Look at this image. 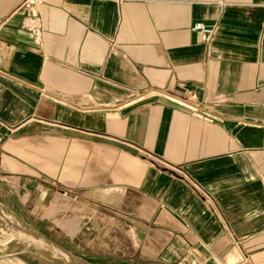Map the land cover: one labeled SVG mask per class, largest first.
Returning a JSON list of instances; mask_svg holds the SVG:
<instances>
[{"label": "crops", "instance_id": "0c3cea01", "mask_svg": "<svg viewBox=\"0 0 264 264\" xmlns=\"http://www.w3.org/2000/svg\"><path fill=\"white\" fill-rule=\"evenodd\" d=\"M23 1L0 183L42 230L82 264H264V0Z\"/></svg>", "mask_w": 264, "mask_h": 264}, {"label": "rangeland", "instance_id": "374dc122", "mask_svg": "<svg viewBox=\"0 0 264 264\" xmlns=\"http://www.w3.org/2000/svg\"><path fill=\"white\" fill-rule=\"evenodd\" d=\"M30 209L11 187L0 183V264H82L70 249L42 230L40 220L31 215ZM56 246L73 260L64 257Z\"/></svg>", "mask_w": 264, "mask_h": 264}, {"label": "built area", "instance_id": "2783aa9c", "mask_svg": "<svg viewBox=\"0 0 264 264\" xmlns=\"http://www.w3.org/2000/svg\"><path fill=\"white\" fill-rule=\"evenodd\" d=\"M39 0H24L20 7H31L38 3ZM192 29L194 31L201 32L202 40L205 44L210 45V42L216 32V26L214 24H207L202 21L194 23ZM16 127L0 119V145L5 140L9 139L14 133Z\"/></svg>", "mask_w": 264, "mask_h": 264}, {"label": "bare ground", "instance_id": "6f19581e", "mask_svg": "<svg viewBox=\"0 0 264 264\" xmlns=\"http://www.w3.org/2000/svg\"><path fill=\"white\" fill-rule=\"evenodd\" d=\"M56 249L58 252H60L64 257H66L68 260H73L72 256L66 252L64 249H62L61 247L59 246H56Z\"/></svg>", "mask_w": 264, "mask_h": 264}, {"label": "water", "instance_id": "95a60500", "mask_svg": "<svg viewBox=\"0 0 264 264\" xmlns=\"http://www.w3.org/2000/svg\"><path fill=\"white\" fill-rule=\"evenodd\" d=\"M60 247V246H59ZM63 249V248H62Z\"/></svg>", "mask_w": 264, "mask_h": 264}]
</instances>
